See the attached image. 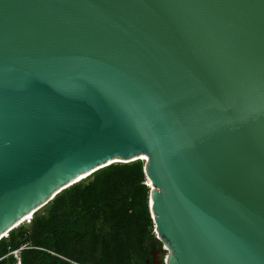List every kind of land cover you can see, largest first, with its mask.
<instances>
[{
  "label": "water",
  "instance_id": "obj_1",
  "mask_svg": "<svg viewBox=\"0 0 264 264\" xmlns=\"http://www.w3.org/2000/svg\"><path fill=\"white\" fill-rule=\"evenodd\" d=\"M136 161L166 264H264V0H0V241Z\"/></svg>",
  "mask_w": 264,
  "mask_h": 264
},
{
  "label": "trees",
  "instance_id": "obj_2",
  "mask_svg": "<svg viewBox=\"0 0 264 264\" xmlns=\"http://www.w3.org/2000/svg\"><path fill=\"white\" fill-rule=\"evenodd\" d=\"M146 183L142 161L96 172L2 239L0 264H13L9 253L25 245L22 264H70L49 251L79 264H139L157 240Z\"/></svg>",
  "mask_w": 264,
  "mask_h": 264
},
{
  "label": "flooded vegetation",
  "instance_id": "obj_3",
  "mask_svg": "<svg viewBox=\"0 0 264 264\" xmlns=\"http://www.w3.org/2000/svg\"><path fill=\"white\" fill-rule=\"evenodd\" d=\"M166 247L158 240H152L146 249V253L141 255L139 264H166Z\"/></svg>",
  "mask_w": 264,
  "mask_h": 264
},
{
  "label": "built area",
  "instance_id": "obj_4",
  "mask_svg": "<svg viewBox=\"0 0 264 264\" xmlns=\"http://www.w3.org/2000/svg\"><path fill=\"white\" fill-rule=\"evenodd\" d=\"M27 248H28V246L25 245V246H22L21 248H19L17 250H13V251H11L9 253V255L14 258V263L13 264H22V251L25 250V249H27ZM49 253L51 255H53V256H57V257L61 258L62 260L66 261V262H68L70 264H79V263H77V262H75L73 260H70V259H68V258H66L64 256L58 255L55 252L49 251Z\"/></svg>",
  "mask_w": 264,
  "mask_h": 264
},
{
  "label": "rangeland",
  "instance_id": "obj_5",
  "mask_svg": "<svg viewBox=\"0 0 264 264\" xmlns=\"http://www.w3.org/2000/svg\"><path fill=\"white\" fill-rule=\"evenodd\" d=\"M94 177H95V174H93L92 176H90L89 178H87L86 180H84L83 182H81V183H88V182H90V181H92L93 179H94ZM49 205H47V206H45L44 208H42L41 210H39L38 212H37V214L38 213H42L47 207H48ZM33 218V217H32ZM31 219V218H30ZM29 222L30 221H27V225L29 224ZM155 234V233H154ZM156 236V235H155Z\"/></svg>",
  "mask_w": 264,
  "mask_h": 264
},
{
  "label": "bare ground",
  "instance_id": "obj_6",
  "mask_svg": "<svg viewBox=\"0 0 264 264\" xmlns=\"http://www.w3.org/2000/svg\"><path fill=\"white\" fill-rule=\"evenodd\" d=\"M147 159V157L146 156H142L141 158H140V160H143V161H145ZM90 177V176H89ZM89 177H86V176H82V177H80L79 179H81V181L80 182H82V181H84V179L86 180L87 178H89ZM35 215V214H34ZM33 215V216H34ZM27 219H30V217H28ZM6 236H8V235H6Z\"/></svg>",
  "mask_w": 264,
  "mask_h": 264
}]
</instances>
